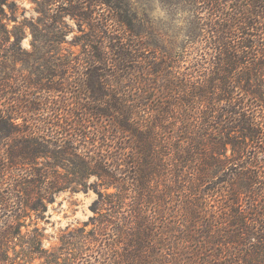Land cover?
<instances>
[{"label": "trees", "instance_id": "obj_1", "mask_svg": "<svg viewBox=\"0 0 264 264\" xmlns=\"http://www.w3.org/2000/svg\"><path fill=\"white\" fill-rule=\"evenodd\" d=\"M188 1L204 4L200 10L206 16L194 20L196 29L186 42L202 55L183 73L181 55L152 63L142 57V49L112 45V39L100 40L94 31L82 61L84 95L94 106L69 124L76 134L72 148H48L40 127L28 119L34 103L20 90L7 93L0 87V180L4 170L36 166L46 157L67 175L50 177L37 170L36 177H25L34 182L22 179L17 188L27 199L20 201V213L40 211L33 196L48 189L62 192L65 181L89 188L96 178L97 192L117 189L99 193L113 209L95 233L74 242L66 237L48 253L38 231L25 236L10 230L0 240V264H264V212L257 199L264 195V0ZM6 4L0 0V52ZM21 51L14 44V61L24 58ZM141 61L146 65L138 67ZM134 74L136 83L158 99L152 117L140 122L139 104L125 106L111 89V82H132ZM87 111L101 127L107 125L101 119H116L110 123L121 132L112 137L98 133L92 143L84 136L91 122L83 117ZM126 136L133 141L124 142ZM50 178L57 183L47 188ZM102 231L121 239L109 244Z\"/></svg>", "mask_w": 264, "mask_h": 264}, {"label": "rangeland", "instance_id": "obj_2", "mask_svg": "<svg viewBox=\"0 0 264 264\" xmlns=\"http://www.w3.org/2000/svg\"><path fill=\"white\" fill-rule=\"evenodd\" d=\"M6 1V14L2 21L6 32L0 52V87L7 88V93L20 90L22 94L25 93V100L29 99L34 103L33 108L36 110L28 114V119L31 125L40 127L46 146L53 151L73 147L70 140L76 134L74 129L71 133L69 124L77 116L84 115L82 112H86V109L94 106L91 99L84 95L86 91L83 80L87 77V69L82 67L84 51L91 49L84 45L92 39L94 31L100 40L103 38L109 43L112 39V45L125 43L133 49H142V57L152 63L161 59L172 62L173 59L179 60L181 55L184 57L180 59L183 60L180 63L181 73L187 71L190 61L195 57L199 58L201 54L195 48L188 49L189 44L186 46V42L191 29H196L194 20L206 16L200 10L205 7L204 4L199 6L188 0H85L87 3L82 0H72V3L58 0ZM85 13L88 15L85 16ZM14 44L25 54L22 60L15 59L16 62L11 56ZM143 65L146 64L141 61L137 66ZM136 75H132V82L127 80L120 85L111 82L115 84L111 89L114 94H119L117 98L125 106L139 104L140 122L142 118L152 117V108L158 99L154 92L147 91L142 84L139 86L138 81L136 83ZM140 77L144 79L145 76L141 74ZM43 87L51 88V91ZM87 113L83 117H89L91 122H86L84 136H89L92 143L98 140V133H106L112 137L114 133L121 132L110 123L116 119H101L107 124L101 127L98 126L101 122L97 121L92 111ZM19 121L22 123V120ZM129 138L126 136L123 141L131 143L133 140ZM80 143L86 148L92 147L89 142ZM101 143L106 145V141ZM261 146L264 147V144ZM5 149L6 147H2L1 152ZM226 155L231 156V150ZM35 163L36 166L22 164L17 169L3 171V181L0 180V240L5 239V233L10 230H21V234L25 236L29 231L36 230L43 235V248L51 253L62 244V239L67 237L73 242L82 240L99 229L100 220L109 219L108 215L113 207L103 204L106 201L104 193L114 194L117 189L102 187L97 192L96 178L89 181V185L92 184L89 188L84 185H71L70 181H65L62 185L66 190L62 192L54 193L48 189L41 197L33 196L39 200L37 203L40 204V211L20 213V201L27 199L17 188L22 184V179L26 180L25 184L34 182L37 170H40L41 175L49 174L50 177H55V172L63 176L66 174L53 159L46 157ZM50 164H53L54 169L48 168ZM29 176L33 178H25ZM50 179L46 183L47 188L57 183L54 178ZM37 180L39 184L44 181L40 175ZM100 192L104 194L102 198L99 196ZM257 199L258 210L263 213L264 203L261 202L264 201V195ZM220 202L225 203L223 200ZM19 215L26 218L19 219ZM101 233L106 234V239H111L109 244H113L114 239H121L111 236L108 231ZM112 251L113 248L109 251L110 257ZM12 255L14 254L11 253ZM41 263L42 261L37 260L31 264Z\"/></svg>", "mask_w": 264, "mask_h": 264}]
</instances>
